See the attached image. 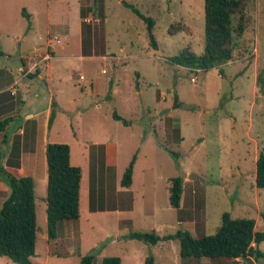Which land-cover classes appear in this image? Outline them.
I'll return each instance as SVG.
<instances>
[{
	"label": "rangeland",
	"instance_id": "rangeland-1",
	"mask_svg": "<svg viewBox=\"0 0 264 264\" xmlns=\"http://www.w3.org/2000/svg\"><path fill=\"white\" fill-rule=\"evenodd\" d=\"M122 1L0 0V67L19 75V58L31 57L29 66L36 63L19 75L27 82L17 85L22 102L5 97L0 118L7 116L12 124L20 113L47 107L51 120L40 129L41 141L47 136L68 144L71 163L81 169L79 217L63 221L57 237L49 240L46 168L33 167L32 262L79 264L80 256L91 253L93 264L105 256H118L121 264H146V258L152 264H264V241L256 256L182 258L177 239L150 244L130 238V232L151 230L160 237L180 230L194 237L212 235L223 212L253 218L255 229L264 232V189L254 185L255 161L264 149V94L256 85L264 68V0H247L245 27L233 36L231 59L208 70L168 59L185 47L201 54L204 0H124L154 20L156 49L149 45L144 21ZM237 20L235 15L234 25ZM178 22L182 29L169 33ZM53 38L61 43L54 45V59L53 52L47 59L54 68L42 71L47 89L32 76L45 65ZM35 46L43 51L33 53ZM91 48L95 57L78 59ZM104 87L107 91L100 94ZM114 112L127 124L115 120ZM23 126L24 134L10 127L8 145H1V161L19 174L13 166L20 152L35 149L34 124ZM41 154L40 148L34 157ZM133 155L132 183L122 187L123 170ZM177 175L184 177L183 192L174 208L169 179ZM0 182L1 206L9 188L1 177ZM90 204L103 210L91 211ZM0 264L16 263L0 256Z\"/></svg>",
	"mask_w": 264,
	"mask_h": 264
},
{
	"label": "trees",
	"instance_id": "trees-1",
	"mask_svg": "<svg viewBox=\"0 0 264 264\" xmlns=\"http://www.w3.org/2000/svg\"><path fill=\"white\" fill-rule=\"evenodd\" d=\"M247 0H204L203 50L195 54L189 47L169 57L171 64L188 69L220 68L229 61L234 50L233 36L241 35L245 27L244 10ZM131 9L146 26L149 45L156 49L153 34L154 20L141 13L134 5L122 1ZM237 15V24L232 18ZM178 22L171 24L169 33L181 30ZM0 55L2 52L0 51ZM258 92L264 94V68L256 75ZM54 102L52 101V104ZM115 120L127 122L115 112ZM51 120V112L48 124ZM10 118L0 119V177L9 188L8 195L0 206V256L11 259L16 264H34L31 257L35 254L36 211L35 180L30 175H21L9 170L1 161V145L6 144V130ZM176 156L175 152L169 151ZM135 155L123 170L120 185L128 188L132 183ZM46 160V225L47 238L55 239L63 221L75 220L79 217V185L81 169L71 163L70 147L66 143L48 142L45 146ZM7 165H10V163ZM18 163L13 166L17 168ZM184 177L177 175L169 179V203L178 208L183 192ZM254 185L264 189V149L255 161ZM90 210H103L94 208ZM264 217V216H263ZM130 238L150 244L159 240L177 239L179 255L188 257H222L239 258L258 255V245L264 241V232L255 229L253 218H234L228 212L221 214L220 225L212 235L194 237L188 230H180L175 234L160 237L154 230L148 232H130ZM256 253V254H255ZM152 258H146V264H152ZM79 264H93L91 253L80 256ZM100 264H121L118 256H105Z\"/></svg>",
	"mask_w": 264,
	"mask_h": 264
},
{
	"label": "crops",
	"instance_id": "crops-1",
	"mask_svg": "<svg viewBox=\"0 0 264 264\" xmlns=\"http://www.w3.org/2000/svg\"><path fill=\"white\" fill-rule=\"evenodd\" d=\"M26 16L27 17L29 16V13L27 11H26ZM26 16H24V17H26ZM46 32H48V30ZM59 43H61V42H59ZM59 43H54V45L59 44ZM41 49H43V48L35 46L33 48V53L37 54L38 51H43ZM55 52H56V50L53 52V56L50 59H52V60L54 59V56H55L54 53ZM93 52H94V50L91 48L90 51H87L85 54L80 55L78 57V59L83 61L84 59H87V58H93V57H95ZM21 58H23V60L26 61L25 62L26 64L22 61V63L24 65H20L21 64L20 63V59ZM21 58H19V63L17 64V66L15 68L18 71L19 75L24 76L26 73H28L27 71H29V65L31 64L29 60L31 59V57H26L27 59L25 57H21ZM43 62H44V60H43ZM44 68L52 69V68H54V65H53L52 62H49L47 60L43 67H40L38 70H36V71H38V74L37 75H33L32 77H35V79H38V80L41 81L42 77H43L42 76V71H43ZM74 71L75 70H72L71 73H73ZM80 74H82V73H80ZM19 75H13L9 71V69L7 67H5V66L4 67L3 66L0 67V104H3V103L6 104L5 103V97H7L9 101L12 99V101H14V102L17 101V100L22 102L21 99L17 98L18 92H19V88L17 87V85L18 84H23V85L25 84L26 85L27 82L22 80L19 77ZM82 76H83V74H82ZM51 77H52V74H48V76L46 78L50 79ZM68 78L71 80V75ZM43 79H44V77H43ZM82 79H84V76H83ZM17 81H18V83H17ZM42 81L46 84L47 89H48L47 80H42ZM92 86H93V83H92ZM105 91H107V88L104 87V89L101 90L100 94L105 93ZM94 92H95V95H99L98 94V90H96L95 87H94ZM5 93H8V94H5ZM52 101H51V104H50L51 106H52ZM6 117L7 116H5L3 118H6ZM48 117H49L48 108L46 107L44 110H41L40 113L39 112L33 113V114L30 113V112L20 113V114L15 116V122H12V124H11L12 119L10 118L9 125L7 127V130H6V134H7L6 140H7V142H6V144H4L5 146L8 145V140H9L8 130H9L10 127L15 126L14 128H17L19 130V133H21V134L23 133L24 134L23 123L28 121L30 123H33L35 128H36L35 141H34L35 142L34 143L35 149L33 151L20 152V154H19L20 155L19 156V164L17 166V169H18V171L21 172V175L33 176V167L34 166H38L39 165V167H41V165H43L42 170H44L46 168V164H45L46 160H44L45 155L43 154V150H45L46 144L48 142H50V141H48L47 136H46L45 140L42 139V141H41L40 129L44 128L46 126V122L48 124ZM0 119H2V118H0ZM46 135H47V133H46ZM42 137H43V134H42ZM39 141H41L40 144H39ZM52 142H54V141H52ZM40 148L42 149V154L40 155V157L39 156L34 157V155L37 154V152H38V150ZM4 154L5 153L1 152V158H3ZM2 164L5 165L3 162H2ZM31 165H32V167H31ZM44 179L46 180V175L45 174H44Z\"/></svg>",
	"mask_w": 264,
	"mask_h": 264
},
{
	"label": "built area",
	"instance_id": "built-area-1",
	"mask_svg": "<svg viewBox=\"0 0 264 264\" xmlns=\"http://www.w3.org/2000/svg\"><path fill=\"white\" fill-rule=\"evenodd\" d=\"M59 42H61V41L58 38L49 39L48 44H47V49H46V50H48V52L44 55L43 60H47L50 58L49 53L53 52L54 43H59ZM35 67H36V63H33L32 66H29V71L31 69H35ZM81 78H83V76H81Z\"/></svg>",
	"mask_w": 264,
	"mask_h": 264
},
{
	"label": "water",
	"instance_id": "water-1",
	"mask_svg": "<svg viewBox=\"0 0 264 264\" xmlns=\"http://www.w3.org/2000/svg\"><path fill=\"white\" fill-rule=\"evenodd\" d=\"M188 177H189V178H197V175H195V174H190V175H188Z\"/></svg>",
	"mask_w": 264,
	"mask_h": 264
}]
</instances>
